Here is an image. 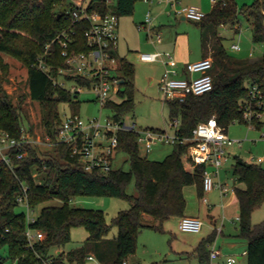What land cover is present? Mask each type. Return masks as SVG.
Listing matches in <instances>:
<instances>
[{
	"label": "trees",
	"instance_id": "1",
	"mask_svg": "<svg viewBox=\"0 0 264 264\" xmlns=\"http://www.w3.org/2000/svg\"><path fill=\"white\" fill-rule=\"evenodd\" d=\"M137 1L115 0L109 4L107 0H87V8L113 11L121 16L132 14ZM69 4V0H0V52L10 53L27 65L29 95L41 104L42 121L54 146L49 152L42 151L36 142L27 143L22 157L11 152V163L0 156V264H6L8 257L18 264H85L90 252L100 264H122L136 251L143 228L163 230L167 219L185 215V185L197 184L199 195L204 196V165H197L193 170L187 168L184 157L188 144L175 143L163 159H152L141 154L135 131L121 130L117 152L128 154L130 168L114 166L103 171L85 169L79 156L72 152V145L57 141L63 121L60 102L70 100L76 104L79 100L68 88L55 84L49 74H58L61 67L67 66L62 43L56 37L72 27L76 34L70 49H89L85 36L89 21L73 22L64 12L60 18L57 16L61 7ZM242 16L250 20L253 40L264 43V0L242 6L237 0H215L210 11L198 21L203 29L210 28L214 33L205 48L213 50L214 85L211 90L190 94L182 101L165 100L170 118H180V135L191 136L200 121L213 115L228 129L236 120L247 121L244 111L249 101L254 108H259L257 99L264 101V56L251 59L232 55L219 33L220 26L226 24L236 25L239 31ZM41 57L50 65L49 71L39 66ZM119 63L124 82L104 104L116 119L124 118L135 106L134 63L125 56H119ZM6 66L0 58V68L4 70ZM4 78L0 74V128L19 137L23 128L32 132V126L25 121L28 113L22 100L15 103L5 89ZM255 84L259 94L253 98L250 89ZM251 122L257 127L264 126V121L256 116ZM35 170L44 174L42 182L36 180ZM233 172L245 184L236 185L235 192L239 204V236L248 243V264H264V219L252 222L253 212L264 203V166L236 154ZM133 179L136 194L127 190ZM79 194L125 197L130 206L120 209L109 222L103 209L72 205L71 198ZM20 196H25L31 208L42 204L30 223L25 211H17ZM146 214L153 219L145 218ZM81 225L89 231L81 246L68 252L51 251L65 247L72 240V228ZM113 225L118 227V234L108 237ZM28 226L43 231L45 236L29 244ZM216 233L214 229L198 243L196 252L201 262L208 261L209 244ZM5 246L7 254L1 251Z\"/></svg>",
	"mask_w": 264,
	"mask_h": 264
},
{
	"label": "rangeland",
	"instance_id": "2",
	"mask_svg": "<svg viewBox=\"0 0 264 264\" xmlns=\"http://www.w3.org/2000/svg\"><path fill=\"white\" fill-rule=\"evenodd\" d=\"M160 0H152L146 2L138 0L135 4L134 13L138 18L143 19L148 11L154 16L153 24L158 23L155 10L156 5ZM212 0H179L178 7L171 5L165 12V20L162 22L159 31L162 38L176 40V35H180V40L183 41V47L189 50L193 56H203L202 50L206 48L208 42H211L214 36L213 30L210 28L203 29L198 21L191 18H182V13L177 9L183 5H198L205 12L210 11ZM254 0H237L238 4H249ZM176 8V9H175ZM172 13H171V12ZM122 18H131V15H122ZM140 19V20H141ZM159 24V23H158ZM135 32H133V40L139 39L141 43H149L151 40L148 30L139 28L138 24H134ZM219 33L223 36V42L227 50L234 56L242 58H260L264 56V43L255 42L252 38V28L250 20L244 16L240 20V30L236 31L233 26L222 25L219 28ZM184 34V35H183ZM175 38V40H174ZM138 41V42H139ZM136 42V41H135ZM233 43H239L240 48H232ZM121 44V41H120ZM182 47V48H183ZM171 47L161 49L163 51L170 50ZM212 47L208 49L206 55L211 56ZM152 48L140 47L138 50L130 52L136 56L139 51H148ZM155 49V48H154ZM158 49V48H156ZM170 51H173L172 49ZM0 58L7 64L6 69L0 68V74L4 78V87L11 95L15 103H22L28 113V119L25 121L32 126V137L42 151H53L54 146L50 135L46 131L45 124L42 121V109L38 100H34L29 95L28 85V67L18 57L7 53L0 52ZM136 58V57H135ZM140 61V60H139ZM135 62V106L133 111L125 115L127 122L136 121L138 128H168L174 130V126L170 125V116L168 104L165 101L163 92L160 89V81L164 72V65L161 62L149 61H134ZM68 87L75 85L72 81H67ZM74 95V93H73ZM78 103L69 101L60 102L59 108L62 116L71 114L76 111L84 118L102 116L104 119L112 115V110L108 107H102L96 99L93 92L84 91L78 95ZM260 114L257 117L264 121V103ZM228 134L233 139H239L241 143L233 145L227 144L228 157L225 163L220 168V177L224 182H228L230 187L234 183L233 164L235 155L239 154L247 160L253 162H261L264 166V126L257 127L250 121L240 122L238 120L232 122L228 127ZM172 143L159 142L154 147L147 151L143 143H139L140 152L142 155H147L152 159H163L173 149ZM263 157V160H259ZM185 164H187L186 157ZM115 166L130 168V161L126 152H117L115 158ZM46 174V173H45ZM38 182L43 181L44 174L34 172ZM129 193H137L135 180L133 179L127 188ZM185 196L187 199L186 211L188 213L199 215L204 224L200 231H187L179 228V216H172L164 222L163 230H157L151 227L143 228L138 236L137 249L128 257L129 264H198V257L193 253L191 247L198 242L206 232V226L209 221V214H214L218 217L219 223L222 221V216L225 213L227 223L229 225L239 226V205L237 202L227 205L226 200L222 197L220 191L214 188L209 191H204V196L208 201H204L203 196L199 195L197 184H187L184 187ZM70 203L75 206L100 208L106 213L107 220L112 222L115 214L122 208L130 206V201L125 197L110 196V195H89L79 194L73 196ZM42 204L37 205L32 211L29 210L26 203L21 202L17 211H25L37 216L40 212ZM264 219V203L258 207L252 215V222L258 223ZM220 227V226H219ZM89 234L88 229L81 226H74L71 230L72 240L65 247L52 248L53 253L60 250L66 252L81 246ZM118 234V227L113 225L108 233V237H115ZM3 254H7V246L2 247ZM248 257L244 256L241 264H247ZM6 264H18L15 259L8 257ZM66 264H71L66 262ZM85 264H98L96 260L86 258Z\"/></svg>",
	"mask_w": 264,
	"mask_h": 264
},
{
	"label": "built area",
	"instance_id": "3",
	"mask_svg": "<svg viewBox=\"0 0 264 264\" xmlns=\"http://www.w3.org/2000/svg\"><path fill=\"white\" fill-rule=\"evenodd\" d=\"M70 4L64 13L73 20L79 22L83 19L89 21L85 30V36L89 45L88 50L70 49L74 41L76 30L68 28L63 30L56 39L62 43V54L67 57V66L61 67L59 73H49L54 83L68 88L75 96L81 92H93L96 99L104 107L107 99L117 93L121 87L120 63L117 55L118 47V25L119 15L113 11L102 12L99 10H89L87 0H69ZM115 0H107L112 4ZM150 2L152 0H144ZM167 3L177 6L179 0H165ZM215 1V0H214ZM178 12L196 21L201 20L206 12L198 5H183ZM154 16L148 11L143 21L139 22V28L148 30V34L153 42L162 41V35L154 25ZM49 44H47V47ZM232 48L239 49V43H233ZM139 56L145 61H162L164 72L160 81V89L165 100H184L190 94H202L213 88L214 80L212 75L213 58L203 56L200 59L187 62L181 73L179 62L170 50L155 49L152 51H141ZM39 66L45 71L50 70V65L44 57L39 59ZM198 73V75H194ZM67 81L75 83L68 87ZM250 93L253 98L259 94L258 86L251 87ZM259 108H254L252 101L245 105L244 118L252 121L253 117L260 114V108L264 101L257 99ZM170 125L174 130L167 127L162 128H138L136 121L127 122L125 118L116 119L107 116L84 118L80 113L66 114L57 133V141L70 143L72 152L79 156L83 167L87 170L99 169L109 171L115 165L117 147L119 145V133L121 130H132L137 133V140L143 143L146 150L150 151L155 144L164 143H184L188 144L185 154L189 169H195L197 165H204L203 184L205 191L218 188L222 196L226 195L229 187L220 180V168L228 157L227 144L241 143L239 139H233L228 134V129L219 123L215 115L206 120L200 121L193 129L191 136H182L178 132L180 118L174 117L170 120ZM35 142L32 133L23 128L19 137L11 135L0 128V156L11 163L12 151L18 157L25 153V145ZM263 160V157H259ZM25 190L27 187H24ZM204 201H208L203 196ZM20 202L27 204L25 196L19 197ZM30 211L33 210L28 204ZM36 216L27 213V221L30 223ZM203 219L185 214L180 217L179 228L187 231H200L203 226ZM221 229V226L219 227ZM29 244H33L37 239L43 238L45 233L41 230L28 226L26 230ZM87 258L96 260L97 256L90 252ZM122 264H129L124 260ZM198 264H238V258L234 254L223 253L215 244H210L209 257L206 263L199 261Z\"/></svg>",
	"mask_w": 264,
	"mask_h": 264
},
{
	"label": "crops",
	"instance_id": "4",
	"mask_svg": "<svg viewBox=\"0 0 264 264\" xmlns=\"http://www.w3.org/2000/svg\"><path fill=\"white\" fill-rule=\"evenodd\" d=\"M213 3H214V0L211 1V3H210L211 6ZM168 7H171V4L167 3V1H165V0H160L159 3L155 7V10L157 12L156 18H157V21L159 24L157 23L156 25H154V24L153 25L157 30H159V28H161L162 22H164V20H165V12L164 11ZM177 7H178V4H177ZM126 15H131V14H126ZM121 16L119 17V25H118V30H117V32H118V47H117L116 53L118 54V56H125L127 59H129L131 62L134 63V66H135L134 61H138V62L145 61V60H142L140 58V56H139L140 51L136 56H134L133 53L130 52L131 50H135V49L138 50L140 47L152 48L148 51L155 50L156 48L161 50V49H166L168 47H171L170 50L171 49L173 50L171 52L173 53V55L178 60L179 67L181 69L182 74H184L182 67H184V65L187 62L200 59L201 57H203L205 54L208 53V50H206L204 48L202 50L203 56H200V57H196L195 55L193 56V53L191 54V52H189L188 49L183 47L182 43H184V42L180 40V36L182 34L176 35V40L174 38V40H175L174 42H173L172 38L171 39L163 38L162 41H160V42L150 41L149 43H141L139 41V39H138L139 42L137 40H133V32H135V29H136L134 24H139V22L143 21L145 17L143 19L138 18V15H136L134 12L132 13L131 18H124V17L122 18ZM182 18H187V17L185 15H182ZM225 26H230V25L226 24ZM233 27L236 28L237 26L235 25ZM120 41H121V44H120ZM149 62H157V61H149ZM158 62H161L163 64V62L160 60H158ZM120 74H121V72H120ZM194 75H198V73H194ZM231 145H233V144H231ZM187 168H188V166H187ZM219 177H220V174H219ZM220 180H221V177H220ZM224 183H226V182L224 181ZM226 184L228 185V182ZM236 185L244 186L245 184L242 182H239L237 180L236 176L234 177L233 186L230 187V185H228L229 189H228L226 195L222 196V197H224V201L226 200V202H227V205H226L227 207L231 203H234V202L238 203V198H237V195L235 192ZM185 214L200 217L199 215H196V214H192V213L190 214L186 210H185ZM179 217H181V216H179ZM145 218L150 219V220L153 219V217H151L150 215H147V214L145 215ZM208 218H209V221H208L207 226H206L207 230H206L205 234L202 236V238L198 242H196L195 244H193L191 246V247H193L192 248L193 253H195L198 257V262L200 261L199 256L196 252V247H197L198 243L204 237H206L208 234H210L214 229H216L217 233H216L215 239L213 240L212 244H215L216 246H218L222 250L223 253L236 255L238 258V264H241L240 260L244 256H247L248 243L243 237L239 236L238 226L229 225L227 223V220H226L227 218L225 217V213L222 216L221 223L218 222L220 217H218L212 213L209 214ZM219 226H221V229H219ZM209 248H210V244H209ZM128 263H129V261H128ZM247 264H248V262H247Z\"/></svg>",
	"mask_w": 264,
	"mask_h": 264
},
{
	"label": "water",
	"instance_id": "5",
	"mask_svg": "<svg viewBox=\"0 0 264 264\" xmlns=\"http://www.w3.org/2000/svg\"><path fill=\"white\" fill-rule=\"evenodd\" d=\"M66 8H67V5H63V6L61 7V9H60L59 13L57 14L58 18H60V17H61V15H62L63 11H65V10H66ZM120 82H121V83H123V82H124V79H123V78H122V79H120Z\"/></svg>",
	"mask_w": 264,
	"mask_h": 264
}]
</instances>
